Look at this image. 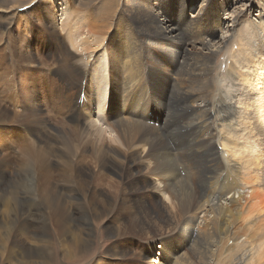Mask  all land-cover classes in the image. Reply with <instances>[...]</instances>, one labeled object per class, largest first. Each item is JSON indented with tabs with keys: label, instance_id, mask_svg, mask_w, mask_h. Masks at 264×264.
<instances>
[{
	"label": "bare ground",
	"instance_id": "obj_1",
	"mask_svg": "<svg viewBox=\"0 0 264 264\" xmlns=\"http://www.w3.org/2000/svg\"><path fill=\"white\" fill-rule=\"evenodd\" d=\"M52 1L0 0V30L9 38L14 30L21 32L19 38L24 42V36L34 31V23L29 18L32 15L41 19L42 32L55 33V23H51L55 14ZM66 1L70 13L67 12L65 19L69 20L65 23V36L75 48L73 36L86 35L79 43V62H72L76 72L71 75L78 84L76 101L83 93L84 109L91 112L92 101L96 99L94 114L105 112L106 118H98L129 152V156L123 158L111 146V151L102 149L104 144L94 150L92 146L93 156L88 160L97 161L99 166L93 180L103 184L107 179L101 170L107 166L123 178L126 186L122 190L117 185L111 187L113 191H107L108 197L98 190L88 199L90 183L79 178V187L75 188L84 202L80 205L79 220L85 225V233L81 231L77 236L72 231L75 226L72 215L66 216L63 206L70 203L68 192H75L74 186H66L65 180L56 179L53 180L55 185H51L47 171L52 159L43 158L44 152L47 157L55 158L57 150L50 146L46 151L34 153L40 160V169L36 171L29 159H20L18 163H24L20 170L32 176L38 173L43 184L47 182L49 192H53L48 198L53 196L54 199L48 203L49 218L45 219L37 211L33 212L38 217L35 219L17 209L13 195L0 198L4 208L0 209V248L6 249L0 253V261L12 264L8 253L15 249L17 264H52L47 255L55 249V242L66 254L70 252L63 245L66 238L73 246L88 247L91 221L107 212L112 223L108 233L114 238L111 256L119 259L129 255L134 259L138 255L141 260L138 264H264V243H261L264 241V199L258 202L259 197L264 198V0H250L239 10L235 0ZM188 6H194V12H190ZM48 23L51 31L47 30ZM11 44L14 48L17 46L15 41ZM6 48L3 46V52ZM101 51L107 57L106 62L100 59ZM223 51L228 53L225 68L222 74L216 75L214 62ZM70 64L67 65L70 67ZM104 65L108 69V93L106 103H100L98 84L104 76L99 73ZM2 75L0 73V78ZM165 85L171 89L169 110L166 114L157 113L156 101L160 100L157 93L159 89H167ZM26 86L17 87L15 94L10 88H1L0 95L10 99L19 91L22 96L26 94ZM24 98L28 100L26 105H31L34 95ZM33 109L30 108L29 113ZM89 114L94 119L93 112ZM27 119L24 113L7 118L0 108V125L5 121L7 125L16 126ZM95 121L90 120V125L96 124ZM75 122L79 128L76 125L74 130L70 126V135L84 140L82 137L90 135L86 121L77 119ZM43 123L45 131V120ZM13 133L17 135V130ZM107 137L110 141L111 137ZM96 144L100 145L98 141ZM90 147L86 144L84 149ZM75 151L69 157L75 155ZM7 153L0 156V179L2 167L11 163ZM83 162H86L85 156L79 159L80 164ZM179 166L185 176L177 171ZM20 170L15 172L23 173ZM101 184L96 183L98 187ZM121 191L126 194L119 195ZM157 193L162 194L167 203L155 200ZM99 195H104V199H99ZM116 199L125 204L121 210L116 208ZM83 206L88 207L92 217ZM31 229L34 237L29 236ZM146 235L149 237L143 243ZM14 236L19 241L25 237L43 246L33 251L23 250L18 247L20 244L15 245L16 239L9 251ZM136 240L140 249L132 250ZM143 244L151 248L152 256ZM33 256L38 262L27 263ZM115 257L110 259L111 263H123ZM99 259L109 264L104 258Z\"/></svg>",
	"mask_w": 264,
	"mask_h": 264
},
{
	"label": "rangeland",
	"instance_id": "obj_2",
	"mask_svg": "<svg viewBox=\"0 0 264 264\" xmlns=\"http://www.w3.org/2000/svg\"><path fill=\"white\" fill-rule=\"evenodd\" d=\"M249 1L250 0H237V2H236V0H235V3H236L235 6H238V10H239L242 8V5H244V6L248 5ZM43 3L44 2H41L40 4L43 5ZM67 3H68V1H66V0H53L52 1L53 12H55V14L52 16L51 23H55V29L54 30L56 31L53 34H45L44 32H42L41 27H40V26H42V29H43V25H41V23H42L41 19L37 18V16H32V15L29 16V18L34 23V31H33L32 35H28V37L24 36V42L21 41V38H19V35L21 34V32H20V34H18L19 31H17V30H14L12 32L10 38L8 36H6V37L4 36V34H5L4 30H3V32H2V30H0V66H1L0 73L1 74L3 73V75L0 78V91H1V88H4V89L10 88L11 93L13 92V94H15V92L17 91V87H19V89H20V87H25V84H27V86L25 88L26 90H24L26 94H22V96L20 95L19 91L16 93L15 96H13V97L10 96V99L6 95H5L6 97H3L2 95H0V108H1L2 112H5V114L7 115V118L14 117V115L23 114V113L25 115H27V117H28V119H27L28 121H26V120H24L23 122L21 121L16 126L7 125L4 123L5 121H3V125H0V141H1L0 142V156L2 157L3 154L8 152L7 154H9L8 156H10V159H11L10 160L11 163H7L8 166L6 165V166L2 167L3 168V170H2L3 176H2V179H0V198L3 196L5 198H10L13 195L14 199L17 201V204H16V205H18L17 209H20V210L22 209V212H24V213L26 212L27 216L31 215L32 218H35V219H37L38 217L34 213L35 212L37 213V211H38V212L42 213L44 215V218L46 219V217H48L50 215L48 203L53 202V199H54L53 196H52V198H48V197L51 196V194H53V192H49V189H48L49 186L46 187L47 182L45 184H43V179L41 176H39L38 173L35 176L34 175L32 176V174H27V173L23 172L22 170H20L23 168L24 163L21 164L18 162L22 158H24L26 161L29 159L28 161H31L34 164V165H32V169L35 171L39 170L40 168L38 166H40L39 165L40 160H38L34 156V153L37 154V152L40 150L46 151V150H48V148H50V146L54 147V150H57L55 158H52V157L50 158L49 156L47 157L45 152L43 154V158H45L46 160L48 159L50 161L52 159L51 160L52 165L49 168V170L47 171V174L50 176L49 183L51 185H55V182L53 180H55V179L56 180H65L67 182L66 186H74L73 188H74L75 192H68L67 191L68 196L70 198V199H68V201L70 203L66 202V203H64L63 206L66 209L65 215L66 216L72 215L71 219L74 220L73 224L75 226L73 227L72 231L74 233H77L78 234L77 236H79V233L81 231L83 233H85L83 230L85 225L83 223H81V221L79 220V214H80V212H82V207H80V205L84 204V202H83L82 198L79 196L80 192L75 188L76 186L79 187V178L85 180L86 182L88 181L90 183V186H89L90 192H87L88 195H86V197L88 196L87 197L88 199L91 196H93L94 192L96 193L98 190L106 193L105 197H108V192L113 191L111 189V187H115L117 185L118 187H121V190H122L123 187L126 186L125 182L122 181L123 178L121 176H119V174L116 173L115 171L113 172L112 169L107 167V166H105V167L103 166V168H105V169L101 170V172L103 171L102 175L105 176L107 180L105 182H103V184H101V182L99 180H93V178H94L93 176L96 175V172H98V169H99L98 168L99 166L97 165L98 164L97 161L96 162L92 161L93 163L89 161V160H91V157L93 156L94 148L95 149L97 147L99 148V146H102L104 144L102 149H105L106 151H111V148H110V146H111L112 148H115L118 152H120L122 154L123 158L126 156H129V154H128L129 152L125 151L124 147L118 143L116 134L113 133V131L109 127H106V125L103 124L102 120L100 118H98V117L106 118V117H104L105 112L103 113V115H95L94 114L96 99H93V101H92V106H93L92 110L93 111H91V112H86L84 109L83 101L85 99L83 97V93L81 94L79 100L76 101L77 91H75V90L77 89V87H75V86H78V84H75V80L73 78L74 75H71V73L76 72L75 71L76 69L73 68L72 62H75V61H76L75 63L79 62V61H77V60H79L78 55L80 54V51H81L79 43L81 42V39L86 37V35L83 33L84 37H83V35L79 36V34H77L76 37L73 36L74 39L72 38V40L73 41L75 40V42H73V43H75L74 44L75 48L72 47V44L69 42V39H67V37L65 36V29H64V27H66L65 23H68V21H69L68 20L66 22V20H65L69 15L67 13V12H69V8H68L69 5ZM194 8H195L194 6H188V10L190 12ZM230 11H231V9H230ZM192 12H194V11H192ZM78 13H77V15H78ZM71 18H72V16H71ZM225 21H226L225 16L223 15V18L221 21L223 25L226 24ZM235 21H239V20L236 19ZM74 23H75V21L72 22V24H74ZM49 25H50V23L47 24V30L51 31V28L49 27ZM35 29H39V30L35 31ZM11 41L16 42L17 46L15 48L12 47L13 45L11 44ZM3 46L8 48V49L6 48L7 50H5V52H3V50H2ZM230 47L231 46L229 45L228 50H230ZM100 48H101V46H100ZM74 49H76V50H74ZM13 50H15V51H13ZM70 52H72V53L74 52V53L71 54ZM100 53L99 54H100L101 61L106 62L107 57H105V55H104L105 53H103V51H101ZM58 57L61 60H59ZM227 57H228L227 52L223 51L220 54H218V56L214 62V70H215L216 75L218 73H220V74L223 73ZM66 58H68L67 61H66ZM71 58H73V59H71ZM75 58H76V60H74ZM69 60L72 64H70ZM75 63H74V65H75ZM67 64H70V67ZM68 67H69V69H67ZM104 70L106 72L103 74L102 71H104ZM107 70L108 69H107L106 65H104L102 71L100 70V72L102 74L99 73L100 75L104 76V80L100 79L99 80L100 83L97 82V83H99L98 86L100 85L99 86V90H100L99 91L100 92L99 93L100 94L99 95V102L100 103H106V97H107V93H108V88L106 89V87H107L106 81L108 80L107 74H106ZM87 80H88L86 83V86H87L86 96L87 97L85 96V98L88 99V96H90V93H89L90 92L89 91L90 90L89 89L90 88V77ZM92 86L93 87L96 86V84H94V81L92 83ZM165 86H167V85H165ZM167 89H162V90L159 89V91L157 93V95L160 99L158 102L156 101V104L158 107V109L156 110L157 113H165L166 114V112H168V110H169L170 90L171 89L168 86H167ZM101 92H103V93H101ZM29 94L34 95V100H31V105H26V102H28V100H26L24 97L29 95ZM103 94H106V95L103 96ZM101 97H103V99ZM101 99H102V102H101ZM104 100H105V102H104ZM30 108H34L31 113H29ZM92 112H93V115L95 116L94 119H96V121L94 119H92L90 114H89V113H91V115H92ZM99 113H101V112H99ZM149 113H150L149 115L153 117V115L150 111H149ZM3 115H4V113H3ZM76 118L77 119H83L84 122L86 121L85 123L87 124V128H88L87 132L90 131V135H88L89 137L88 136L82 137L84 140H81V139L79 140V138L77 139V137H72V135H70V126L74 130H76V125H77V129L79 128V124H77L75 122L77 120ZM155 118L159 119L158 116H156ZM33 120H35L36 122ZM44 120H45V125H46L45 131H43L44 126H42L44 124L43 123ZM90 120L95 121L96 124L90 125ZM155 121H157V123L159 122V120H155ZM170 123H169V125H170ZM35 124H37L38 126ZM67 125H69V126H67ZM92 126H95V127H92ZM96 128L98 129L99 132L97 130L93 131ZM14 129L17 130V135L13 133ZM23 129H24V131H23ZM66 129H69V131ZM101 130H102V132H101ZM105 130H108V131H105ZM63 132H65V133H63ZM67 134H68V137H67ZM107 136H110L113 141L111 139L109 141L108 140L109 137H107ZM95 137H96V139H95ZM42 140H44V142ZM85 140H87V142ZM103 140H105V141H103ZM5 141H7V142H5ZM97 141L100 143V145L96 144ZM88 142H92V144L88 143ZM78 143H80V144H78ZM28 144H30V145H28ZM81 144H84V145L81 146ZM86 144H88L91 147L85 150L84 146ZM92 146H94L93 150H92ZM78 147L79 148L82 147L84 149V151H81L82 149L81 148L78 149ZM6 148H8V149L6 150ZM64 149L65 150L67 149V150L64 151ZM73 151H75L76 154L69 157V155H72ZM83 155L86 158V162H83L82 163L83 165H82L79 163V159H81V157H84ZM69 164H70L71 168L68 167ZM63 166H65V167H63ZM15 170L16 171L20 170L23 173L18 174V172H15ZM177 171L179 172V174H180V171H181V173L183 172L182 169L180 168V166L178 167ZM80 173H82V175L79 176ZM182 175L185 176L184 172ZM36 176H38L39 178H37ZM31 179H33V180H31ZM21 180H22V182H21ZM23 180H24V183H23ZM25 181H26V183L28 182L29 184L27 183V185H26ZM91 181H92V183H91ZM107 182H108V184H107ZM96 183L97 184L99 183L101 185L98 187L96 185ZM11 184H13V185H11ZM105 184H107L110 187V189H107L108 186H106ZM91 186H92V188H91ZM101 186H103V187H101ZM45 190H47L48 192H46ZM58 193H59V195L64 194V193L66 194V192H58ZM74 194L77 196L72 197V195H74ZM125 194H126V192H123V191H121L119 193V195H121V196L125 195ZM154 195H155V200H157L159 202L160 201L166 202V198H164V196L162 194L157 193ZM98 198L104 199V195H101V196L99 195ZM59 199L61 200L62 197H59ZM263 199H264L263 196L261 198L259 197L258 202H261V200H263ZM150 203H151L150 205H153V202H150ZM124 205H125L124 203L121 204V201L119 199L118 200L116 199V208L117 209L121 210L124 207ZM87 208L88 207L83 206V209L88 212ZM0 209L1 210L4 209L2 205H0ZM88 214H90V216L92 217L91 212L90 213L88 212ZM94 221L92 220L91 225L89 226V228L91 229L90 231H92V232L89 234L90 237L87 238V240L90 239L89 240L90 243H89L88 247L79 248V245L73 246L70 243V239L66 238L63 241V245H65V248H67V250H70V252L66 254V253H62L59 250L58 242H55V244H54L55 249L50 250L51 251L50 254L52 257L50 256V254L47 255V257L49 256L48 258L51 261V263L52 264H103V262L99 259V257H101V258H104L105 262H108L109 264H119L120 263L119 261H113V263L110 262V259L112 257H115V256H111V253L113 250L112 242L114 241V238H113V236H111V234L108 233L109 228L112 226V223H110L111 218H110L109 214L106 212L100 218L94 219ZM121 223L124 224V221H122ZM32 232L35 233L31 229L29 236L34 237ZM259 232H261V231H259ZM16 237L17 236L12 237L11 242L9 243V246H10L9 251H10V249H13L14 242L16 241V239H18V237L17 238ZM148 237H149V235H146L142 242L144 243V241H146V239ZM128 241H126V242H128ZM130 243L132 244V242H130ZM134 243L136 246L135 247L131 246V248H132V250L133 249L137 250V248L140 247L139 242L136 240V241H134ZM261 243H264V241L262 240ZM18 244H20V246ZM39 244L40 243H38V242L35 244V242H32L30 239H25V237H23L20 241L18 239V242L15 245H18V247H21L23 250H25V249L26 250H32V249L34 250L35 248L43 246L42 244H40V245ZM143 245L145 246V251L151 253V256H152L153 254H152L151 248L149 246H147V244H143ZM4 250H6V249L0 248V253H2V251H4ZM13 250H15V249H13ZM13 250H11L8 253L9 254V260L12 264H17V259L15 257ZM15 251H17V250H15ZM29 255H31V254H29ZM4 256H5V254H4ZM132 256L133 255L121 256L120 259L117 256L115 258H117L119 260H123L122 264H138L141 262L138 255H135L136 257L134 259H131ZM1 257H2V255H1ZM28 259L29 260H26L27 263L30 262V260L32 262H33V260H34V262L35 261L38 262V260L35 258V256H33V258L31 257ZM0 264H6V263L1 260Z\"/></svg>",
	"mask_w": 264,
	"mask_h": 264
},
{
	"label": "snow or ice",
	"instance_id": "obj_3",
	"mask_svg": "<svg viewBox=\"0 0 264 264\" xmlns=\"http://www.w3.org/2000/svg\"><path fill=\"white\" fill-rule=\"evenodd\" d=\"M34 2H35V0H34ZM201 2H202V0H201Z\"/></svg>",
	"mask_w": 264,
	"mask_h": 264
}]
</instances>
